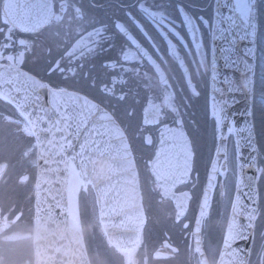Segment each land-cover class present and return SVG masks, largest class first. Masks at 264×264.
I'll list each match as a JSON object with an SVG mask.
<instances>
[{
	"label": "snow or ice",
	"instance_id": "snow-or-ice-1",
	"mask_svg": "<svg viewBox=\"0 0 264 264\" xmlns=\"http://www.w3.org/2000/svg\"><path fill=\"white\" fill-rule=\"evenodd\" d=\"M105 7L99 0H0V104L11 107L17 114L13 119L0 110V120L15 123L18 133L34 140L30 149L42 148L44 144L58 146L56 154L63 165L58 171L65 173L67 202H58L57 208L66 229L79 224L81 190L89 195L94 190L93 212L98 206L99 222L105 227L107 221L124 229V234L116 238L122 252L127 255L143 246L146 253L143 197L137 195L138 184L131 168L132 151L120 113L129 121L140 114L136 130L142 143L153 147L145 167L154 177L157 194L175 201V219L179 221L189 211L194 191L178 189L190 186L195 190L200 184L198 174L193 178L197 157L195 138L185 131L182 109L190 107L189 101L201 92L187 69L188 91L185 85L174 90V84L157 62L168 63L159 42L165 43L168 53L183 68L184 59L175 39L189 57L195 58L193 62H198V68L211 73L213 85L220 72L218 62L222 61L224 69L243 64L244 78L230 90L243 92V111H230L240 101L234 96L229 99L221 92L220 98L212 96L207 115L213 122L217 158L224 153V159H228L227 141L232 135L236 137L235 197L230 201L231 225L223 240L227 250L224 255L228 258L223 264H250L251 250L244 255L243 250L232 245L237 240L248 239V230L254 232L256 221L264 216L259 187V181L264 178V145L257 138L258 128L264 133V71L258 82L255 72L258 61L264 65V39L258 35L264 0H211L207 16L203 14L204 8L199 10V15L193 13L184 0H119L118 4L109 6L110 12ZM69 8L78 22L75 38L56 55L49 49L50 59L40 64L38 70L25 69L28 55L37 47L36 40L29 37H38L41 31L50 29ZM205 32L209 37L207 46ZM113 52L115 56L99 59L102 54ZM94 60L99 61L105 79L99 73L95 76L91 72L83 73L85 62ZM117 68L119 72L115 71ZM53 77L57 78L55 82ZM77 77L83 81L81 89L69 90L63 86ZM141 85L147 93H152L144 96L146 106L137 104L135 99L140 95L135 89ZM213 91L220 92L215 87ZM92 92L97 95L90 97ZM113 104L119 107L113 108ZM237 115L245 117L239 127ZM153 129L159 133L158 141L151 134ZM244 148L248 150L247 156L241 151ZM98 159L109 161L106 169L97 171ZM34 166L39 167L38 160ZM245 169L255 175L245 177ZM222 174L217 159L212 160L201 195L197 197L199 215L192 233L197 237V246L201 244V221L211 209L217 176ZM28 178L22 176L20 181L26 183ZM41 187L39 182L34 185L33 209V218L40 225L53 216L51 206L40 196ZM220 188V197L225 198V185ZM114 191L116 195L111 196ZM237 216H242L244 223ZM116 220L118 224L114 223ZM7 224L8 218L0 215V225ZM183 227L187 229L189 225ZM261 237L256 253L258 264H264V231ZM162 247L171 245L165 243ZM155 255L160 256L161 252L157 250ZM128 264H132L131 259Z\"/></svg>",
	"mask_w": 264,
	"mask_h": 264
},
{
	"label": "flooded vegetation",
	"instance_id": "flooded-vegetation-1",
	"mask_svg": "<svg viewBox=\"0 0 264 264\" xmlns=\"http://www.w3.org/2000/svg\"><path fill=\"white\" fill-rule=\"evenodd\" d=\"M99 2L106 6V12H110L112 9L109 6L118 4L119 0H99ZM184 2L189 5L190 10L196 15L201 14L199 11L201 8L206 9L204 15H210L211 10L207 6L211 3V0H184ZM73 16L74 14L69 8L66 14L61 15L59 21L53 22L50 29L41 31L38 37H29V39L36 40L37 47L34 52L28 55L25 69L38 70L40 64L47 63L50 59L49 49L53 55H56L60 49L72 42L78 27V22ZM181 32L186 35L184 29H181ZM208 42L209 37L205 32L206 46ZM159 43L161 54L168 63L164 64L160 60H157V62L161 63L165 74L170 78V83L174 84V90H178L181 85H185V91H188L185 76V69H187V74L191 76L193 84L201 92L199 97H193L189 101L190 107L182 109L185 113V130L190 134V137L195 138L197 157L195 161L196 171L193 173V178L198 174L200 184L195 190H191L190 186L188 188L181 186L178 189L194 191V198L189 203V211L186 216L177 221L175 219V201L162 198L157 194L153 187L154 177L150 175L149 170L145 167V161L152 154L153 147L143 144L140 134L136 130V125L141 118L140 114L138 113L134 120L129 121L121 112L122 127L127 128L126 135L129 138L140 176L143 204L147 218L143 229L144 245L147 252L145 253V247L142 246L133 253L126 255L121 249L110 243L108 247L114 255V264H128L129 259L132 260V264H144L145 259H147V264H205L204 255L207 260L206 263L213 264L216 259L213 257V253L217 256L220 252L219 247L227 220L226 209L222 208L218 213L215 204L221 177L225 176V171L220 170L223 174L217 176V188L213 193L211 209L201 221L199 233L201 244L199 246L195 244L197 237L192 235L196 230L195 218L199 215L197 197L201 195V188L210 172L211 162L216 156V145L214 140H210L209 133V125L213 122L207 115L210 114L208 106L211 73H205L202 68H198V62H193L195 58L189 57L182 45L175 39L174 43H177L180 55L184 59L183 68L180 67L179 61H176L168 53L165 43L163 41ZM106 55L115 56L116 53L102 54L99 59L104 60ZM210 58L209 53V60ZM85 63L86 66L83 68L85 75L89 72L94 76L99 73L101 79L106 78L105 73L100 68L99 61L94 60ZM115 71L119 72L120 69L117 68ZM41 75L45 74L41 73ZM56 79V77H53L54 82ZM63 86L68 87L69 90L81 89L83 81L77 77L76 79H69ZM135 91L140 92V95L135 98L138 101L137 104L145 103L146 106L144 96L147 90L141 85ZM147 94L152 95V93ZM89 95L91 97L97 94L92 92ZM117 107L119 106L113 104V108ZM0 110L4 112V115H10L13 119L17 118L14 109L7 105L0 104ZM17 127L15 123L0 120V165H6L5 172L0 178V215L8 218L7 225H0V264H35L33 209L35 204L34 185L37 178V167L34 166L36 148L30 149V144L34 143V140L19 139V133L16 131ZM151 134L158 141V131L153 129ZM22 176L29 177L26 183L20 181ZM16 217H19V219H16ZM184 224H188L189 227L185 229ZM165 243L170 244L171 247L163 248L162 245ZM157 250L161 252L160 256L155 255Z\"/></svg>",
	"mask_w": 264,
	"mask_h": 264
},
{
	"label": "water",
	"instance_id": "water-1",
	"mask_svg": "<svg viewBox=\"0 0 264 264\" xmlns=\"http://www.w3.org/2000/svg\"><path fill=\"white\" fill-rule=\"evenodd\" d=\"M243 47V44L240 45ZM249 62H251L249 60ZM220 65V72L218 73L217 81L213 85L210 78V102L212 105V96L216 95L220 98V93H224L225 96L231 99L233 96L240 101L239 104L235 105L230 111L242 112L245 106V97L242 91H235L233 89L239 86L244 78L245 70L243 64L238 67H233L230 69H224L222 66V61L218 62ZM219 89L220 92L213 91V88ZM245 120L243 115H237V127L241 126ZM186 131V130H185ZM226 131V129H225ZM236 138V137H235ZM228 143V141H227ZM131 148V147H130ZM227 149V146H226ZM58 146L44 144L42 148H37V160L39 162L37 182H39L42 187L40 188V196L42 199H46L47 205L51 206L52 209V219L47 220L46 223L40 225L35 222V233H34V249H35V264H91L88 251L84 242V237L80 229L79 224L72 229H66L64 224V217L60 215V210L57 208L58 202H67V193L65 191V186L63 184V177L65 173L58 171L63 167L59 163L61 157L57 156L56 151ZM132 151V150H131ZM244 156L248 155V150L246 148L241 149ZM42 157V158H40ZM218 168L225 171L227 168V160L224 159V153H221L220 157L217 158ZM132 164L131 168L135 174L138 188L137 195L142 197V192L140 188L139 174L136 168L135 159L132 153ZM222 160L224 164L222 165ZM109 161L106 159H98L96 163L97 171L106 169ZM5 164L0 165V178L5 171ZM223 166V167H221ZM48 170V171H45ZM243 175L246 177L248 175H255L252 170L245 169ZM36 191V190H35ZM111 196H115L116 192L110 193ZM235 197V196H234ZM143 203V202H142ZM245 203L247 200L245 199ZM144 218L146 223V214L144 210ZM231 213L228 220V227L231 225ZM237 219L241 223H244L243 217L237 216ZM114 223L118 224L119 220ZM107 227L102 224L104 231H107V237L109 241L117 248H120L116 238H119L124 234V229L113 227V223L107 222ZM145 225V224H144ZM227 231V230H226ZM249 231L248 239L237 240L233 243V247L243 250V254L247 255L248 251L252 249L254 232L251 229ZM227 250L222 246V250L218 259L217 264H223L228 258L224 255ZM204 255V253H203ZM204 262L207 264L206 257L204 255Z\"/></svg>",
	"mask_w": 264,
	"mask_h": 264
},
{
	"label": "rangeland",
	"instance_id": "rangeland-1",
	"mask_svg": "<svg viewBox=\"0 0 264 264\" xmlns=\"http://www.w3.org/2000/svg\"><path fill=\"white\" fill-rule=\"evenodd\" d=\"M136 102H138L136 100ZM194 122L192 121V124ZM209 133H210V140H214V133H213V123H211V125H209ZM211 133L213 134V136L211 137ZM230 152H229V171L227 174H225V176H222L221 178V183L220 185H225L224 191H225V198H221L220 197V185L218 187V195L216 196V201L215 204L217 206V211L219 213L220 209L225 208L227 213H229L230 209H231V205H230V201L233 200L234 198V193H235V181H236V151H235V139H234V135L230 136ZM261 186L264 185V178L261 179ZM94 197L93 192L91 193V195H89L88 193L85 192H80L79 197H78V201H79V209L81 211V215H82V220H83V225H84V231H85V235L88 236L87 234V224L86 221L88 223V226H97L98 225V211L97 208L95 210V213L93 212V203H92V198ZM86 220V221H85ZM226 226V224H225ZM99 227V225H98ZM225 228V227H224ZM224 232L225 229L223 231V235H222V240L224 237ZM222 240H221V245H222ZM89 242V241H88ZM221 245L219 247V251L221 249ZM90 246V244H89ZM219 255V253H218ZM218 255H214L213 257H215V263L217 262L218 259ZM213 262V264H215ZM98 264H103L100 260H98Z\"/></svg>",
	"mask_w": 264,
	"mask_h": 264
},
{
	"label": "trees",
	"instance_id": "trees-1",
	"mask_svg": "<svg viewBox=\"0 0 264 264\" xmlns=\"http://www.w3.org/2000/svg\"><path fill=\"white\" fill-rule=\"evenodd\" d=\"M260 28H259V35L262 39H264V16H261L260 18ZM264 71V65H261V63L258 61L256 66V79L257 82L259 81V77L261 72ZM258 132V139L260 140L261 144L264 145V133H261L259 131V128L257 129ZM25 138L22 134L19 133V139ZM262 184V182H261ZM261 207L264 208V185H262L261 189ZM88 223H87V229H88ZM264 228V216H261L260 219H258V224L256 228V234H255V240L254 245L252 249L250 264H258V257H257V250H259L262 237H261V231ZM88 233V231H87ZM91 234V244L92 247L96 246V248L100 247V251H96V260H100L103 264H114V255L111 251V249L108 247L107 243L105 242V238L103 234L100 231V228L98 226H92L90 229ZM119 263V260L117 261Z\"/></svg>",
	"mask_w": 264,
	"mask_h": 264
},
{
	"label": "bare ground",
	"instance_id": "bare-ground-1",
	"mask_svg": "<svg viewBox=\"0 0 264 264\" xmlns=\"http://www.w3.org/2000/svg\"><path fill=\"white\" fill-rule=\"evenodd\" d=\"M79 219H80V216H79Z\"/></svg>",
	"mask_w": 264,
	"mask_h": 264
}]
</instances>
